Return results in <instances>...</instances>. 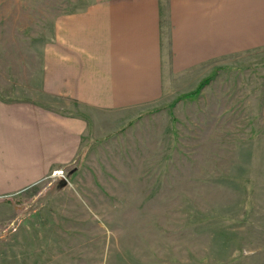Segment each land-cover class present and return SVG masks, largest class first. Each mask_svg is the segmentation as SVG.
<instances>
[{"label":"rangeland","instance_id":"374dc122","mask_svg":"<svg viewBox=\"0 0 264 264\" xmlns=\"http://www.w3.org/2000/svg\"><path fill=\"white\" fill-rule=\"evenodd\" d=\"M88 5L0 0V87L24 57L49 59L56 21ZM216 70L197 97L120 118L64 95L62 113L86 122L79 155L0 198V264H264V53Z\"/></svg>","mask_w":264,"mask_h":264},{"label":"crops","instance_id":"0c3cea01","mask_svg":"<svg viewBox=\"0 0 264 264\" xmlns=\"http://www.w3.org/2000/svg\"><path fill=\"white\" fill-rule=\"evenodd\" d=\"M54 39L49 59L24 57L0 87L2 199L78 157L86 122L62 113L64 95L93 120L191 93L224 61L264 53V0H90L56 21Z\"/></svg>","mask_w":264,"mask_h":264},{"label":"trees","instance_id":"16d2710c","mask_svg":"<svg viewBox=\"0 0 264 264\" xmlns=\"http://www.w3.org/2000/svg\"><path fill=\"white\" fill-rule=\"evenodd\" d=\"M210 81H211V78H210V79H206L205 81H203V82L199 85V87H198L194 92L185 95V97H186V98H195V97H197V96L201 93L202 89H203V88H204V87H205Z\"/></svg>","mask_w":264,"mask_h":264},{"label":"built area","instance_id":"2783aa9c","mask_svg":"<svg viewBox=\"0 0 264 264\" xmlns=\"http://www.w3.org/2000/svg\"><path fill=\"white\" fill-rule=\"evenodd\" d=\"M60 174H63V171H57V172H55V173H54V176H56V175L58 176V175H60Z\"/></svg>","mask_w":264,"mask_h":264}]
</instances>
